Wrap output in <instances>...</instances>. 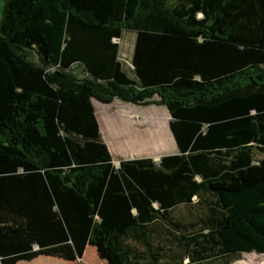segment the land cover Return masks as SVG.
<instances>
[{"label":"trees","instance_id":"1","mask_svg":"<svg viewBox=\"0 0 264 264\" xmlns=\"http://www.w3.org/2000/svg\"><path fill=\"white\" fill-rule=\"evenodd\" d=\"M2 1L0 264L264 255V0ZM94 99L164 106L176 152L114 164Z\"/></svg>","mask_w":264,"mask_h":264},{"label":"crops","instance_id":"2","mask_svg":"<svg viewBox=\"0 0 264 264\" xmlns=\"http://www.w3.org/2000/svg\"><path fill=\"white\" fill-rule=\"evenodd\" d=\"M114 100H116V99H114ZM111 103H103L106 105L105 109H101L103 111L97 110L96 116H97V120L99 123L101 136H102L104 142L106 143V145H107V147H108V149L112 155V158H113V152L116 149L111 148V145L109 144V139L106 136H104V133H103L104 126H103L102 120H101L102 116H107L108 113H106V112H108V111L111 112L112 114H116V115H118V117H120L115 121V124H114L115 127H118L120 129L119 133H116V136L113 137L115 144L120 143L121 146L125 145V143L128 142L127 139L129 138V136L136 137V138L137 137L139 138L141 136L143 138V136H144V137H149L148 139H150V138L154 139V142H153V143H155L154 148H151L149 150H145L147 152H145L144 155L136 156V157H151L153 160H158L160 158V156H162L164 154H172V153L176 152L175 142L173 140L172 134H171L169 127H168V120H166V125L162 124V122H160V124H159V122L158 123H156V122L152 123V121L148 120V118L149 119L155 118V116L149 117L150 115L163 114L162 113L163 110L159 109V107H157V105L151 104V105H153L152 106L153 109L148 110L146 112H143L142 116H141L140 112H137V108L133 107L131 105V103L123 102V101L117 102V104H115V105H113ZM107 106H110L109 108H112V110L107 108ZM148 106H150V105H148ZM155 109H157V110H155ZM129 113H133L134 117H132L130 119H125V115H128ZM167 115H168V113H167ZM147 116H148V118H147ZM168 117H169V115H168ZM124 119H125V121L123 122ZM124 124H127V126H125V127H127L130 132L124 131V128H123ZM120 126H121V128H120ZM160 128L163 130L164 137L159 136V137H156L157 139H155L153 137V135L157 136V134L160 133L159 132ZM144 140H145V138H144ZM170 140H172V143L175 146V150H170V148L168 149V147H166L168 144L171 143ZM121 148L117 149L120 152V154L123 153ZM166 148H167V151L164 152V150ZM136 157L131 156V155L128 157L120 156V158H136ZM113 163L117 164L118 159L113 158ZM89 248H90V246H86L82 256L80 258L73 260V261L63 260L59 257H54V256L38 255L31 260H19L17 262V264H98L97 259L100 261L102 259L97 254L96 255L95 254L94 255L88 254L87 251ZM102 262L104 264V261H102Z\"/></svg>","mask_w":264,"mask_h":264},{"label":"rangeland","instance_id":"3","mask_svg":"<svg viewBox=\"0 0 264 264\" xmlns=\"http://www.w3.org/2000/svg\"><path fill=\"white\" fill-rule=\"evenodd\" d=\"M2 7H3V1L0 0V17H1ZM134 38H135V33L128 31V32L123 33V36L121 39H114V41L118 42L119 46H120L119 47V53H118L119 60L124 64L125 68H127V69H129L131 67L130 66V58H131V51H132V47H133ZM74 74L79 79H81L83 77V75L80 73V71L78 69L74 70ZM154 97L157 98L156 95H154ZM92 101H93V105H94L96 113H97V110L100 111L101 109H105V106H106L105 104H103V103H101L95 99ZM117 102H120V100L116 99L111 104L115 105V104H117ZM131 105L133 107L137 108V112H140L141 116H142L143 112H146L148 110L153 109L152 108L153 105H150V106H138V105H134V104H131ZM109 107L110 106H107V108H109ZM157 107H159V109L163 110L162 111L163 114L150 115L149 117L155 116V118L149 119L148 116H147V118L149 121H152V123L153 122L154 123L159 122V124H160V122H162V124L166 125V120H168V118H169L167 115V110L164 106H161V105H157ZM109 109L112 110V108H109ZM155 110H157V109H155ZM101 111H103V110H101ZM106 113H108L107 116L101 117L102 124L104 126L103 133H104V136H106L109 139V144L111 145V148L116 149L113 152V158L114 159H120V156H123V157H128L130 155L134 156V157L142 156L145 154V152H147L145 150H149L151 148H154V146H155V143H153L154 139H151V138L148 139L149 137H144V136H143V138H142V136L139 138L129 136V138L127 139L128 142L125 143V145L121 146L120 143L115 144L113 137L116 136V133H119L120 129L118 127H115L114 124H115V121L120 117H118V115H116V114H112L109 111ZM132 117H134L133 113H129L128 115H125V119H130ZM125 119L123 120V122L125 121ZM123 126H124L123 127L124 131L128 132L129 131L128 128L125 127V126H127V124H124ZM120 128H121V126H120ZM159 132L160 133L157 134V137H159V136L164 137V133H163V130L161 128H160ZM144 138H145V140H144ZM154 138H156V137H154ZM170 141H171V143L168 144L166 147H168V149L170 148V150H175V146L172 143V140H170ZM118 148H121L123 153L120 154V152L117 150ZM166 151H167V148L164 150V152H166ZM87 253L91 254V255L97 254L95 248L92 246H90ZM251 253L252 254L244 253L240 259L234 261L232 264H263L264 255L257 254L255 252H251ZM97 261H98V264H103V262H102L103 260L100 261L97 259Z\"/></svg>","mask_w":264,"mask_h":264},{"label":"water","instance_id":"4","mask_svg":"<svg viewBox=\"0 0 264 264\" xmlns=\"http://www.w3.org/2000/svg\"><path fill=\"white\" fill-rule=\"evenodd\" d=\"M103 260V259H102ZM104 261V260H103Z\"/></svg>","mask_w":264,"mask_h":264}]
</instances>
